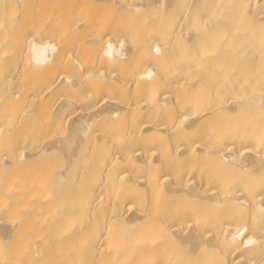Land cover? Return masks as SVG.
I'll return each mask as SVG.
<instances>
[{
  "label": "bare ground",
  "instance_id": "1",
  "mask_svg": "<svg viewBox=\"0 0 264 264\" xmlns=\"http://www.w3.org/2000/svg\"><path fill=\"white\" fill-rule=\"evenodd\" d=\"M0 264H264V0H0Z\"/></svg>",
  "mask_w": 264,
  "mask_h": 264
},
{
  "label": "snow or ice",
  "instance_id": "2",
  "mask_svg": "<svg viewBox=\"0 0 264 264\" xmlns=\"http://www.w3.org/2000/svg\"><path fill=\"white\" fill-rule=\"evenodd\" d=\"M112 47H113L112 44H109V45H108V49H109V50H111ZM108 54L111 55V51H109Z\"/></svg>",
  "mask_w": 264,
  "mask_h": 264
}]
</instances>
